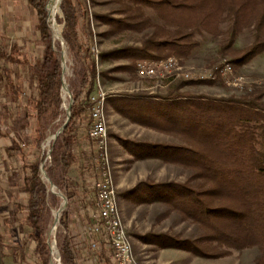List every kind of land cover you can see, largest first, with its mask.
<instances>
[{
    "label": "trees",
    "instance_id": "trees-1",
    "mask_svg": "<svg viewBox=\"0 0 264 264\" xmlns=\"http://www.w3.org/2000/svg\"><path fill=\"white\" fill-rule=\"evenodd\" d=\"M115 1L121 6L117 13L125 15L123 18L94 16L101 25L109 27L103 37L127 31L139 33L150 27L153 32L140 47L99 54V64L107 60L128 62L114 71L135 74L136 64L141 61L169 57L185 60L199 45L195 37L203 34L227 37L218 53L221 59L230 58L227 63L232 68L243 67L264 52V0ZM28 3L38 20L37 41L44 43L45 50L33 65L27 57H19L22 53L16 46L8 55L0 51V64L4 62L28 70L26 81L18 82L15 77L16 82L10 80L7 85L11 108L7 110L5 104L0 106V121H9L11 127L5 126L6 130L0 135L13 133L23 144L11 154V157L19 158V173L11 171L9 175L18 181L15 187L22 197L20 205L26 211L27 239L34 242L40 264H50V212L60 199L48 195V188L54 186L67 199V210L60 226L68 227L66 219L72 212H83L86 214L85 229L88 233L91 231L87 208L96 206L93 183L97 174L93 145L87 133L91 107L88 99L95 91L98 77L104 78V73L99 72L98 63L91 54L87 40L91 35L88 22L82 25L86 10L76 0H63L61 9L65 27L62 38L72 62L73 78L69 80V88L74 103L65 131L50 147L49 158L45 160L47 153L42 150L43 142L64 124L61 60L50 47V34L45 23L48 0H28ZM143 9L152 10L161 25L152 26ZM223 24L228 26L225 32L221 30ZM244 30L252 32L253 43L247 50L237 51L232 45ZM0 81H5L2 74ZM23 83L28 93H24ZM213 84L211 80L183 83L184 86ZM263 97L264 89L259 88L240 98L175 94L163 101L113 98L109 102L121 115L184 143L179 146L140 145L138 150L132 151L136 157L158 158L191 173L184 184L145 186L148 198H141L143 202L161 203L201 230L196 240L169 239L163 246L197 257L257 248L261 254L258 264H264ZM126 102L131 105H121ZM14 109L17 110L15 118ZM30 155L32 158L28 160ZM42 163L45 183L39 175ZM71 173L75 177H71ZM10 185L14 187L12 182ZM6 232L8 229L2 230L0 223L1 254L6 247ZM91 239L90 236L88 241ZM58 248L62 264H77L78 256L87 259L84 247L58 241ZM12 252L16 255L17 248H12Z\"/></svg>",
    "mask_w": 264,
    "mask_h": 264
},
{
    "label": "rangeland",
    "instance_id": "rangeland-1",
    "mask_svg": "<svg viewBox=\"0 0 264 264\" xmlns=\"http://www.w3.org/2000/svg\"><path fill=\"white\" fill-rule=\"evenodd\" d=\"M81 3L86 10L85 20L82 23L85 26L88 22L91 30V35L87 39L91 48L97 54L110 52L121 48L140 47L147 36L152 34L153 29L150 27L143 32H123L108 37H103L102 34L109 30V27L101 25L99 21L94 19L96 15L112 16L113 18H123L125 15H120L118 10L121 6L115 0H76ZM56 14L55 23L57 29L62 28L64 20L57 16L63 14L61 5ZM53 0H48V7ZM46 5V26L50 34V47L52 49V39L54 48L61 52V45L65 48L66 55V72L65 79L69 87V80L73 78L71 66L72 62L67 53V47L63 39L60 40L55 36L54 30L51 28V21L47 13ZM5 8L0 7V51L6 55L10 54L11 49L16 46L20 51V58L27 57L31 65L36 63V60L42 56L45 50L44 43L37 41L39 31L37 28L38 20L34 10L32 11L31 19L25 16V24H23V12L27 10L25 0H20L16 4L15 23L12 28H8L6 20ZM50 12V10H48ZM144 15L150 20V24L161 25V21L156 17L155 13L149 9L142 10ZM85 24V25H84ZM228 29L227 24L221 26V30L225 32ZM198 42V47L195 48L190 56L185 60H179L182 71L190 72L196 75L206 76L216 66H222L229 62L230 58L221 59L219 56V48L226 42V36L213 37L207 34L195 37ZM253 43V34L248 30L241 32L233 42V49L237 51L247 50ZM53 50V49H52ZM56 50H53L56 52ZM57 53V52H56ZM59 58L61 60V55ZM99 61V60H98ZM100 64L98 63L97 66ZM117 67H107L106 64L100 67L99 72L107 73L111 70V82H105V86L101 81V91L108 96H116L124 98L127 101L135 98H145L149 100L158 99L165 100L175 94L184 96H206L210 98H240L255 89H264V52L252 59L243 67L233 68L232 73L224 78H217L212 86H184L187 82L182 77H177L175 73L166 76L163 79H143L138 77L137 73L131 74L123 71H114ZM27 69L22 67H12L9 64L1 62L0 76L2 74L5 81H0V106L7 105V110L10 106L11 93L8 92V83L13 78L19 82H23L27 77ZM22 80V81H21ZM24 93H28L26 84H22ZM70 89V88H69ZM94 93V92H93ZM64 101V110L69 103L68 95L62 93ZM65 97V98H64ZM151 98V99H150ZM130 102L122 103V106H129ZM264 104V97H263ZM65 120V111L64 116ZM107 133L109 138V162L113 175V180L117 192L119 210L123 224L128 235L131 238L133 253L138 264H258L261 254L257 248L245 249L242 251L230 250L224 255H214L212 257L204 256L197 257L190 252H185L179 249L165 247L162 244L169 239L174 241H191L196 240L201 235V230L197 225L190 221L182 220V218L167 206L161 203L143 202L141 198H148L145 186H153L159 184H184L187 182L191 173L181 167L162 162L158 158H139L132 151L138 150L140 145L148 146H179L184 143L168 134L161 133L155 129L149 128L147 125L141 124L138 121L127 118L116 111L114 106L106 105ZM54 134L50 135L43 145V152H48V141ZM93 145V144H92ZM75 177L74 173L70 174ZM56 191V190H55ZM60 199V198H59ZM61 199L55 203L54 208L50 212L51 225L49 226L50 233L53 234L52 228L54 220L57 216V210L61 206ZM59 214L61 218L63 213ZM56 211V212H55ZM86 214L83 212L69 215L67 220V228L59 226L56 235V247L59 242H69L74 247H84V257H77V264H113L107 260V255L110 254L109 244L101 236L87 233L84 229ZM21 234L23 229L13 230ZM13 234V232H10ZM49 233V236H50ZM91 236V249L88 250L86 238ZM11 234V235H12ZM6 234L4 243L6 244L4 253H0V264H40L34 250H31L26 244H18L17 239ZM25 238L27 235L25 234ZM90 238V237H89ZM102 241L100 250H95L93 244ZM28 241V239H27ZM32 241V240H29ZM28 241V242H29ZM93 241V243H92ZM33 242V241H32ZM50 242V237H49ZM167 242V241H166ZM20 243V242H19ZM17 247V254L10 253L7 246ZM34 247V246H33ZM9 250V251H8ZM222 250V249H221ZM220 252V251H219ZM103 254V255H102ZM107 254V255H106ZM103 256V257H102ZM51 258V257H50ZM110 262V263H109ZM51 264V259H50Z\"/></svg>",
    "mask_w": 264,
    "mask_h": 264
},
{
    "label": "built area",
    "instance_id": "built-area-1",
    "mask_svg": "<svg viewBox=\"0 0 264 264\" xmlns=\"http://www.w3.org/2000/svg\"><path fill=\"white\" fill-rule=\"evenodd\" d=\"M91 48V54L98 63L99 54ZM232 66L228 63L216 66L208 75H196L182 71L180 62L175 57L159 61H141L136 64V73L143 79H163L173 73L186 81L211 80L224 78L232 73ZM90 122L87 128L89 140L93 144L95 155V168L97 177L93 183L96 196V207L89 212L91 231L90 234L104 237L109 244L110 261L113 264H138L134 253L131 238L123 224L117 192L109 162V138L106 119V94L98 89L89 95ZM48 147L50 141H48ZM52 146V145H51ZM42 148H45L42 144ZM51 149L48 148L46 159L49 158Z\"/></svg>",
    "mask_w": 264,
    "mask_h": 264
},
{
    "label": "crops",
    "instance_id": "crops-1",
    "mask_svg": "<svg viewBox=\"0 0 264 264\" xmlns=\"http://www.w3.org/2000/svg\"><path fill=\"white\" fill-rule=\"evenodd\" d=\"M20 0H0V7L3 6V8L6 7L5 11L6 12V20H7V26L8 28H12V26L16 23H18V26H20L21 22H16L15 23V10H16V4L17 2H19ZM25 3L27 4V10H25V12H23V24H25V16L27 14V18L31 19L32 17V11L31 8L29 6L28 0H25ZM90 41V40H89ZM113 51V50H111ZM110 51V52H111ZM108 53V52H106ZM104 64H106L107 67H111V69L115 66H126L128 64L127 61L125 60H120V61H112V60H107L104 61L102 63H100V65L98 66V70L100 69L101 66H103ZM111 70L109 72H107L106 74L104 73V78H100L98 77V82L97 85L95 87V91L94 93H96L98 91V89H101V81L103 82V85L105 84V82H111ZM13 82H16V80L13 78ZM26 81V79H24ZM25 85V83H23ZM105 86V85H104ZM23 96L25 97V94H23ZM116 96H108L107 98V103L109 106L111 105L109 102L111 100H113V98ZM14 108H16V105H13ZM16 112L14 109V114L13 117L15 118L16 116ZM11 127L10 122L8 121V123H4L0 121V132H4L3 130H6L5 126ZM31 133V132H30ZM22 148L23 144H21L20 142H18L17 137L13 134L10 133L8 136H1L0 135V223H1V229H8V232H6L7 234H12L10 232H13V234L11 236H13V239H17L19 242H17L18 244H24V245H30L29 248H31V250L35 249V244L32 241H27V238H25V234H26V220H25V215H26V211L22 209V206L20 205L21 201L20 199L22 198L21 196H19V192L16 190L15 185H18V181L16 178H10V173L15 172L16 174L19 173V158H15V157H11L12 151H17L18 148ZM32 156H28L27 159L31 160ZM71 176V175H70ZM73 177V175L71 176ZM11 182L13 184L14 187H11ZM21 207H20V206ZM96 207V206H95ZM93 208V206H92ZM92 208H87V212L92 211ZM90 217V215H89ZM86 226V222L84 224V229ZM23 229L24 232L19 234L17 233V231H13V230H20ZM88 233V232H87ZM86 233V234H87ZM89 234H87L88 236ZM90 236H88L86 238L87 242L86 245L88 246V250L91 249V242L88 241ZM93 243V242H92ZM102 245V240L98 243L95 242L93 244V248L95 250H100V248L103 246ZM34 246V247H33ZM10 247V253L12 252V248H17L16 245L14 246H7ZM8 250V251H9ZM86 251V249H85ZM14 254V253H13Z\"/></svg>",
    "mask_w": 264,
    "mask_h": 264
},
{
    "label": "water",
    "instance_id": "water-1",
    "mask_svg": "<svg viewBox=\"0 0 264 264\" xmlns=\"http://www.w3.org/2000/svg\"><path fill=\"white\" fill-rule=\"evenodd\" d=\"M47 8H48V5H47ZM47 13H48V10H47ZM58 16H59V18L64 20V16L61 13V10H60V13L58 14ZM64 27H65V25L63 24L62 28L57 29V31L54 30L55 32H57V34L59 33V36L61 37V39H63L62 38V34H63ZM52 49L56 50L54 48L53 39H52ZM56 52L61 55V71H62L61 86H62V93H64L66 91V93L68 95V98H69V103H68L67 108H65V120H64L63 126L60 127L56 131V133L50 138V142L52 143V145L55 144L57 138L61 134H63V132L65 131V129H66L68 123H69L70 117H71V109H72V106H73V103H74L72 92L70 91V89H69V87H68V85L66 83V79H65L66 55L63 52H60V51H57V50H56ZM43 165H44V163H42L40 165L39 175H40V179L42 180V182L45 183L47 181V179H46L45 173L43 171ZM47 192H48V195L52 194V195L57 196V197H59L61 199V201H62L61 202V206L57 210V212L61 214L64 211V209L67 207V199H66V197L62 193H60L58 191H55L54 186H51L50 188H48ZM54 223L56 225L55 226V232L53 234L50 233V236H49L50 237L49 250H50V256H51V264H62L59 250L57 248H56V250L54 249V246L56 245L57 231H58V228L60 226V218L57 219V220H54Z\"/></svg>",
    "mask_w": 264,
    "mask_h": 264
},
{
    "label": "bare ground",
    "instance_id": "bare-ground-1",
    "mask_svg": "<svg viewBox=\"0 0 264 264\" xmlns=\"http://www.w3.org/2000/svg\"><path fill=\"white\" fill-rule=\"evenodd\" d=\"M60 3H61V0H53V3H50V5L48 7V10H50V12L48 11V15H49V21H51V28L53 30H56V31H57V27H56V23H55V18H56V14L60 8ZM54 34L60 40V43H61V37L59 36V33L57 34V32L54 31ZM61 52H63L65 54V49L62 45H61ZM64 93L67 94L66 91ZM59 214L60 213L57 212V216H56L55 220L59 219L58 218ZM55 226H56L55 223H53V228H52L53 233L55 232ZM56 248L57 247L55 245L54 249L56 250Z\"/></svg>",
    "mask_w": 264,
    "mask_h": 264
}]
</instances>
